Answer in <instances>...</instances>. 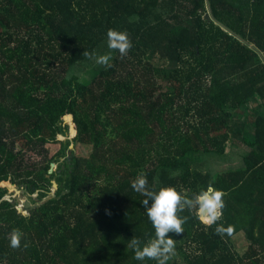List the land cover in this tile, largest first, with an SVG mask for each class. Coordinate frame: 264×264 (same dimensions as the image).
I'll use <instances>...</instances> for the list:
<instances>
[{
	"label": "trees",
	"instance_id": "trees-1",
	"mask_svg": "<svg viewBox=\"0 0 264 264\" xmlns=\"http://www.w3.org/2000/svg\"><path fill=\"white\" fill-rule=\"evenodd\" d=\"M108 29L128 33L126 55ZM226 144L240 165L211 166ZM140 173L154 190L226 193L213 225L177 213L167 264H264V0H0V181L37 195L23 213L0 184V264H141L128 241L154 229Z\"/></svg>",
	"mask_w": 264,
	"mask_h": 264
},
{
	"label": "clouds",
	"instance_id": "clouds-1",
	"mask_svg": "<svg viewBox=\"0 0 264 264\" xmlns=\"http://www.w3.org/2000/svg\"><path fill=\"white\" fill-rule=\"evenodd\" d=\"M106 38L107 47L118 51L121 56L126 55L132 47V41L125 30L108 29ZM111 58V53L101 54L96 57V63L111 67ZM131 188L143 196L139 202L144 206L147 218L154 229V236L148 240L132 236L128 241L133 258L141 264H145L146 258L154 260L155 264H167L174 255L175 241L169 234L181 233L182 225L187 219L186 216L177 215L178 212L183 211L185 207L189 210L196 207L203 213L200 217L202 222L213 225L222 215L223 197L226 195L222 189L215 188L212 184H208L191 196L182 195L171 185H164L154 190L148 186V179L143 173L138 174L131 182ZM216 231L220 232L222 229L218 226ZM10 246L13 248L21 246V234L18 231L11 236ZM24 246L26 247L27 244Z\"/></svg>",
	"mask_w": 264,
	"mask_h": 264
},
{
	"label": "rangeland",
	"instance_id": "rangeland-1",
	"mask_svg": "<svg viewBox=\"0 0 264 264\" xmlns=\"http://www.w3.org/2000/svg\"><path fill=\"white\" fill-rule=\"evenodd\" d=\"M253 101L254 100L252 99L248 103L249 107H253L254 106V102ZM237 126H239V125H237ZM57 137L62 139V140L66 139V136L61 135V134H58ZM228 146H229V144L225 145L226 150H227L226 154L224 156H222V157L215 158L214 160H212L211 161V166L219 165L218 167H220V165H222V166H239L240 165V158L238 156L239 155L238 152L241 151V150H239L240 148H237L238 146H233V145H231L230 147H228ZM47 149L48 150L55 149V144L54 143L47 144ZM78 151H80V149ZM25 158L29 159V161H32V160H39L40 156L37 155L35 151L26 150L25 151ZM221 162H222V164H221ZM51 164L52 165H50V166H52V169H50V170H53L56 167L57 164L56 163H51ZM0 184L7 187V192L5 193L4 197L8 198L12 202H16V207L17 208L20 207L21 200L28 199L29 201H31L32 199L36 200V198H37L36 197L37 196L36 193H32L30 196H28V194L24 191V189H22V187L20 185L15 184V183H11L9 180L0 181ZM53 190H54V186H52L51 191L48 194V196L52 195ZM31 204H33V203L31 202ZM34 204H36V203H34ZM20 211H22L23 213L27 212V211L22 210V209ZM198 213H199V209H198ZM199 217H201L200 214H199ZM241 240H242V238L238 237V238H235V241H233L234 242L233 245L239 251V253H242L241 252L242 251V247H240Z\"/></svg>",
	"mask_w": 264,
	"mask_h": 264
},
{
	"label": "water",
	"instance_id": "water-1",
	"mask_svg": "<svg viewBox=\"0 0 264 264\" xmlns=\"http://www.w3.org/2000/svg\"><path fill=\"white\" fill-rule=\"evenodd\" d=\"M64 122L67 123L66 120H64ZM69 147L72 148V144H70ZM68 153H69V152H68ZM51 165H52V164H51ZM50 169H52V166H50ZM50 169H49V171H51ZM53 186H54V189H55V188H56V184H55V182H53ZM20 204H21V206L17 208L19 211H20L21 209L27 211L29 208H32V207H34V206L36 205V204H34V203L31 204V202H30L28 199H23V200H21ZM199 214L201 215L200 210H199Z\"/></svg>",
	"mask_w": 264,
	"mask_h": 264
}]
</instances>
